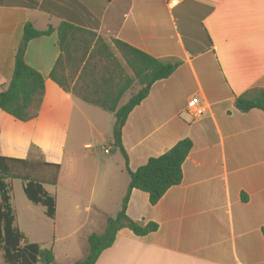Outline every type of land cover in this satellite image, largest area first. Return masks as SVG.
Masks as SVG:
<instances>
[{
	"label": "crops",
	"instance_id": "0c3cea01",
	"mask_svg": "<svg viewBox=\"0 0 264 264\" xmlns=\"http://www.w3.org/2000/svg\"><path fill=\"white\" fill-rule=\"evenodd\" d=\"M196 17L205 45L192 37ZM27 22L54 29L30 40L24 53L44 78L43 99L27 121L0 110V156L40 159L59 171L55 184H42L55 197L52 218L26 198L21 180L17 196L19 179L6 180L25 238L50 249L55 262L58 254L85 257L88 236L104 231L129 182L121 151L111 153L114 115L49 78L61 54L57 27L69 22L108 43L118 39L181 61L127 116L121 140L130 170L182 138L192 141L181 182L155 204L141 190L130 192L127 216L157 229L144 236L120 229L94 264H264V113L234 106L238 95L264 88V0H0V90L11 79ZM97 145L104 157L90 167L98 154L83 149Z\"/></svg>",
	"mask_w": 264,
	"mask_h": 264
},
{
	"label": "trees",
	"instance_id": "16d2710c",
	"mask_svg": "<svg viewBox=\"0 0 264 264\" xmlns=\"http://www.w3.org/2000/svg\"><path fill=\"white\" fill-rule=\"evenodd\" d=\"M210 11L211 7H208L207 12ZM53 30L51 26L38 30L31 22L23 27L11 79L8 86L0 90V110L17 120L27 121L36 117L44 94L42 74L24 60L27 43L34 38L50 35ZM57 34L61 54L49 78L62 90L114 115L113 145L121 151L129 175L119 211L115 216L106 218L101 234L88 236V254L74 263L94 264L100 253L113 244L120 229L127 228L136 236H144L157 229L154 222L142 224L127 216L126 207L132 189L147 193L149 203L153 205L167 189L182 180L181 167L192 147L189 138H182L164 153L149 157L134 171L127 166L121 140L122 128L130 111L147 96L153 83L169 77L181 61L155 58L118 39H111V45L94 31L69 22H61ZM135 85L138 89L133 91ZM127 93L129 96L124 101ZM234 106L240 112L255 108L264 113V88H252L238 95ZM58 171V164L40 159L0 156V250L5 264H58L50 249L30 243L15 225L6 183L9 179L21 180L26 198L43 205L45 214L52 218L55 214V197L42 184H55Z\"/></svg>",
	"mask_w": 264,
	"mask_h": 264
},
{
	"label": "rangeland",
	"instance_id": "374dc122",
	"mask_svg": "<svg viewBox=\"0 0 264 264\" xmlns=\"http://www.w3.org/2000/svg\"><path fill=\"white\" fill-rule=\"evenodd\" d=\"M200 21H199V19H198V17H196V18H193L192 20H191V26H192V34H193V36L192 37H194L199 43H201V44H203V45H205V43H206V40H205V36H204V34L202 33V31L200 30V23H199ZM179 26H180V24H179ZM180 28V27H179ZM181 29V28H180ZM184 34V37H185V42L187 43V41H188V38H189V36H190V34H188V32L186 31V32H184L183 33ZM115 52V54H117V52L116 51H114ZM138 89V86H134L133 87V91L134 90H137ZM129 93H127L125 96H124V98H123V100L125 101V100H127V98H128V95ZM103 111V110H102ZM108 113V112H107ZM106 146H108V145H106ZM99 145H97V147H95L94 149H83V151H91V152H95V153H97L98 154V156L94 159V164L93 165H91L90 167H95V166H97V164L101 161V159H102V157H104V155L103 154H100V151H99ZM118 153L119 152V150L118 149H116L115 147H112L111 148V153ZM78 164H77V167H83V161H79V159H78V162H77ZM91 171V170H90ZM81 178H83V177H81ZM20 180H14L13 181V183H14V194H15V196H17L18 194H20L21 192H20ZM97 183H99V181H96ZM86 257V256H85ZM85 257H83V255H79V254H76V255H72V256H68L67 258L66 257H64V256H62V255H59L58 254V256H57V262H60V263H64V264H71V262H75V261H79V260H82V259H84ZM57 262H55V263H57ZM0 264H5L4 263V261H3V257H2V251L0 250Z\"/></svg>",
	"mask_w": 264,
	"mask_h": 264
},
{
	"label": "built area",
	"instance_id": "2783aa9c",
	"mask_svg": "<svg viewBox=\"0 0 264 264\" xmlns=\"http://www.w3.org/2000/svg\"><path fill=\"white\" fill-rule=\"evenodd\" d=\"M187 107L190 109V108H193V107H195V100L194 99H190L189 101H188V103H187ZM188 109V110H189ZM191 113H192V116H196V111H192V110H189ZM108 150L107 149H105V152H107Z\"/></svg>",
	"mask_w": 264,
	"mask_h": 264
}]
</instances>
